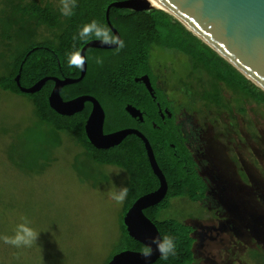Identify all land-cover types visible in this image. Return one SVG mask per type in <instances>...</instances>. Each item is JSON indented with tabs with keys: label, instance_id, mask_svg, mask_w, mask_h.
<instances>
[{
	"label": "trees",
	"instance_id": "16d2710c",
	"mask_svg": "<svg viewBox=\"0 0 264 264\" xmlns=\"http://www.w3.org/2000/svg\"><path fill=\"white\" fill-rule=\"evenodd\" d=\"M56 1L60 4L52 0H0V45H3L5 51L0 52V59H4L5 53L16 48V42L25 43L22 49H18L14 59L6 62L4 74L0 76V89L26 96L34 105L40 127L49 136L58 138L61 133H67L82 149V153L77 156L78 161L83 158L98 165H113L128 173L124 219L136 200L156 191L160 186L144 142L136 134H130L119 145L98 149L88 139L85 129L93 108L92 103L86 102L82 111L67 116L57 113L50 106L49 98L55 86L53 77L64 80L81 76L80 68L69 65V56L75 52L80 54L81 49L90 41L100 40L91 34L81 38L79 31L95 20L114 35L106 19L107 9L114 2L126 0H76L71 16L62 15L61 0ZM109 19L123 40L124 47L120 48L118 45L111 49L88 48L85 52V76L77 83L62 87L60 94L65 101L83 95L95 97L105 111L104 133L135 126L146 135L166 177L168 191L159 204L144 212L155 223L162 237L170 236L176 243L175 256L170 255L167 259L160 256L153 264H192L195 241L192 228L183 218L162 217V213L169 207L172 199L196 200L203 183L193 169L188 170V152L175 143L173 135L158 134L155 130L151 133V128L147 130L140 126L125 109L129 103L143 112L154 108L149 93L135 78L143 74L151 77L152 53L155 49H162L187 57L194 67L192 72L199 73L197 77L223 83L258 105L264 106V91L164 10L136 11L111 7ZM43 27L57 30L56 39L33 43L34 32L37 33ZM14 31L18 34L16 38L13 37ZM98 57L102 60L100 64L96 63ZM18 75L21 85L26 88L34 86L43 78L51 79L40 91L26 94L21 92L16 83ZM199 91V96L207 106L222 103V96L217 91L206 88H199ZM170 125L168 126L173 127V122ZM172 143L179 148V155L175 154ZM60 144L58 141L50 145L44 155L48 156ZM123 219L121 245L115 254L125 250L143 252L146 246L129 235Z\"/></svg>",
	"mask_w": 264,
	"mask_h": 264
},
{
	"label": "rangeland",
	"instance_id": "374dc122",
	"mask_svg": "<svg viewBox=\"0 0 264 264\" xmlns=\"http://www.w3.org/2000/svg\"><path fill=\"white\" fill-rule=\"evenodd\" d=\"M17 32L14 31V38ZM51 33L40 28L34 32L33 43L44 42ZM24 45L16 42V48L0 59V76L6 62L13 60ZM156 50L153 56L159 57L161 86L174 96L175 86L191 81L194 67L181 54ZM3 51L0 45V52ZM177 99L188 105L190 115L195 113L193 108L198 104L193 106L182 94ZM245 103L247 116L241 117L240 126L243 130H250L251 125L257 128L253 139L256 163L247 170L252 176H248L252 178L248 184L264 194V106ZM214 114L222 123L231 117L222 111ZM58 141L60 146L44 155ZM81 153L82 149L67 133L58 138L45 133L26 96L0 89V264H109L116 255L121 245L126 197L122 203L117 202L112 193L126 187L129 175L117 166L98 165L83 158L78 161ZM113 183L117 188H113ZM192 208L187 199L175 198L162 217L183 218ZM20 224L31 228L35 239L19 247L5 244L2 238L14 237ZM212 254L218 264L227 259L217 249Z\"/></svg>",
	"mask_w": 264,
	"mask_h": 264
},
{
	"label": "flooded vegetation",
	"instance_id": "af4514ba",
	"mask_svg": "<svg viewBox=\"0 0 264 264\" xmlns=\"http://www.w3.org/2000/svg\"><path fill=\"white\" fill-rule=\"evenodd\" d=\"M43 28L49 33L52 31L44 42L56 39L57 30ZM156 51H153L150 62L151 77L143 74L135 78L149 93L154 108L143 112L129 103L125 109L129 113V107L136 109L141 115L134 117L130 113V116L145 129L151 128V133L155 130L158 134L173 135L175 143L188 152V170L193 169L203 183L198 198L194 201L187 200L193 204V208L188 216L183 217L192 228L195 240L192 264H218L212 254L216 249L225 253L227 258L219 264H264V194L255 188H249L248 182L252 180V176L247 172L252 163H256L254 158L257 156V148L253 139L257 128L251 125L250 130H243L240 126L241 117L247 116L245 102L253 101L223 83H214L205 77L199 78L194 73L189 83L175 86L177 92L170 96L161 86L162 76L157 67L159 57L153 56ZM144 76H148L151 82L152 93L140 80ZM199 88L217 91L222 96V103L207 106L199 96ZM179 94L187 97L193 106H200L193 108L195 113L190 115L188 105L186 107V103L181 102L182 99H177ZM228 95L231 97L228 98ZM214 111L230 113L231 117L222 123ZM170 122H173V127H170ZM124 129L138 130L145 135L135 126ZM247 134L250 137L245 136ZM175 143L171 146L175 154L179 155L180 150Z\"/></svg>",
	"mask_w": 264,
	"mask_h": 264
},
{
	"label": "water",
	"instance_id": "95a60500",
	"mask_svg": "<svg viewBox=\"0 0 264 264\" xmlns=\"http://www.w3.org/2000/svg\"><path fill=\"white\" fill-rule=\"evenodd\" d=\"M158 6L148 0H126L112 3L106 12V19L114 35L121 40L118 31L111 25L109 10L111 7L139 10L161 9L172 15L194 35L210 46L221 57L233 65L247 79L264 91V0H154ZM119 43L93 40L80 51L84 57V65L79 78L64 80L52 78L55 86L50 95V106L59 114L71 116L82 111L86 102L93 105L91 114L86 122V133L90 142L98 149H109L119 145L130 134H136L145 144L147 155L154 174L160 181L156 191L146 194L135 201L124 217V224L129 235L144 246H152V255L147 264H153L161 254L156 251L153 237H162L157 226L150 220L145 210L159 204L167 195L168 183L159 167L153 148L145 135L138 130L124 129L114 133H104L105 111L100 102L93 96L83 95L65 101L60 90L65 85L79 82L86 74V50L90 47L111 49ZM51 79L46 77L30 88L23 87L20 75L16 83L21 92L33 94L42 89ZM142 80L152 93L153 88L148 76ZM128 110L134 116L141 114L134 108ZM146 264L142 252L125 250L116 254L109 264Z\"/></svg>",
	"mask_w": 264,
	"mask_h": 264
},
{
	"label": "clouds",
	"instance_id": "9594fccd",
	"mask_svg": "<svg viewBox=\"0 0 264 264\" xmlns=\"http://www.w3.org/2000/svg\"><path fill=\"white\" fill-rule=\"evenodd\" d=\"M76 7V0H61L60 11L64 16H71L73 14V9ZM93 35L95 38L102 40V42L119 43L120 48L124 47L123 40H118V38L113 35L107 27H103L97 24L93 20L90 24H86L78 33L81 38L89 37ZM119 50V49H118ZM68 63L70 66H75L77 68H82L84 65V57H82L79 52L73 53L68 58ZM96 63H102V60L98 57ZM118 174V172H117ZM113 188H117L113 183ZM118 191L112 193V198L117 202H123L128 193L127 187L118 188ZM36 233L26 224L18 225V231L14 237L4 236L3 242L5 244H10L19 247L20 245H28L35 239ZM152 242L156 244V251L161 254L163 259H167L170 255H176V243L174 239L170 236L163 237H153ZM152 246L147 245L142 252V256L147 264L149 258L152 255Z\"/></svg>",
	"mask_w": 264,
	"mask_h": 264
},
{
	"label": "bare ground",
	"instance_id": "6f19581e",
	"mask_svg": "<svg viewBox=\"0 0 264 264\" xmlns=\"http://www.w3.org/2000/svg\"><path fill=\"white\" fill-rule=\"evenodd\" d=\"M148 2H150L154 6H158V4L154 0H148ZM121 264H124V262H122Z\"/></svg>",
	"mask_w": 264,
	"mask_h": 264
}]
</instances>
